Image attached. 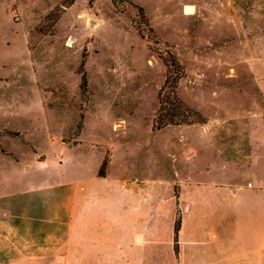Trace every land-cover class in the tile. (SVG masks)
I'll return each mask as SVG.
<instances>
[{"label":"crops","instance_id":"crops-1","mask_svg":"<svg viewBox=\"0 0 264 264\" xmlns=\"http://www.w3.org/2000/svg\"><path fill=\"white\" fill-rule=\"evenodd\" d=\"M208 43L189 50L185 99L205 121L157 130L169 151L129 145L99 176L104 156L77 148L75 182L38 187L16 133L0 136V264H264V40L238 39L231 59Z\"/></svg>","mask_w":264,"mask_h":264},{"label":"rangeland","instance_id":"rangeland-1","mask_svg":"<svg viewBox=\"0 0 264 264\" xmlns=\"http://www.w3.org/2000/svg\"><path fill=\"white\" fill-rule=\"evenodd\" d=\"M195 36L233 58L238 39L264 40V0H0V136L16 133L17 146L29 155L18 160L33 165L30 182L52 185L64 173L74 183L77 148L104 156L99 176L110 156L121 157L129 145L132 156L145 144L148 151L171 150V129L152 130L167 73L163 60L171 75L164 94L171 114L172 86L188 107ZM173 61L183 71L175 85ZM12 111L41 125H9ZM160 134L166 138L156 149L153 137ZM179 138L181 151L187 144ZM51 205L58 215L75 213ZM67 261H75L74 251Z\"/></svg>","mask_w":264,"mask_h":264},{"label":"trees","instance_id":"trees-1","mask_svg":"<svg viewBox=\"0 0 264 264\" xmlns=\"http://www.w3.org/2000/svg\"><path fill=\"white\" fill-rule=\"evenodd\" d=\"M163 63L166 66L167 73H166L163 85L161 86V88L159 90V96H158V105L159 106H158L156 117L153 120L152 130H159V129H161L165 126H168V125L191 124L193 122L188 120V118H191V117H197V119L199 120L198 123L203 122V119L201 118V116L196 111L192 110L189 107H185L182 105V102L179 100V98L177 97V95L174 91L175 86H172V88H170V91L168 93V95L175 101L174 102L175 103L174 113L168 114V112L166 111L165 105L168 104L169 102H168V100L164 101V94H165V90L167 88H169L171 75L169 74V68H168V65L166 63V60H163ZM172 65L177 68L176 76H175V78L172 79L173 85H175L177 83V81L183 76V71H182L180 65L178 63H176L175 61L172 62ZM181 111H183L184 114L181 113ZM12 135H16V134H12ZM177 227H178V221L175 223V231L177 230Z\"/></svg>","mask_w":264,"mask_h":264}]
</instances>
